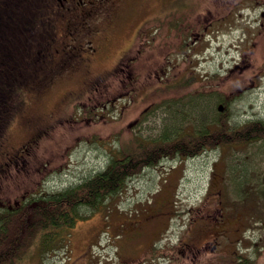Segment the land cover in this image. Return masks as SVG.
Returning a JSON list of instances; mask_svg holds the SVG:
<instances>
[{
  "label": "rangeland",
  "instance_id": "obj_1",
  "mask_svg": "<svg viewBox=\"0 0 264 264\" xmlns=\"http://www.w3.org/2000/svg\"><path fill=\"white\" fill-rule=\"evenodd\" d=\"M213 2L132 0L120 23L107 32L108 40H98L101 47L93 60H78L76 67H68L66 73L25 98L24 110L5 131L6 147L13 151L33 134H42L27 153V175L15 176L8 169L0 178V204H13L18 188L29 181L32 167L33 184L39 180L40 189L54 191L102 169L112 149L130 142L133 134L156 137L171 125L169 131L173 126L192 130L217 116L224 124L246 127L257 118L264 120V32H258L254 23L259 5L249 1L214 20L209 16L215 13L213 9L206 13ZM169 12L175 15L165 16ZM168 22L174 24L171 29ZM141 23L157 29L133 60ZM175 27L177 34L191 32L183 46L178 39L184 34L176 39ZM120 56L127 64L123 67L133 72L131 86L126 88L127 72L93 84ZM182 78L194 80L184 89L186 94L201 97L213 91L225 99L227 109L217 114L216 101L204 97L193 114L189 97L172 102L169 94L154 90ZM263 141L220 143L196 154L163 157L77 220L70 228L67 248L39 261L34 245L15 264H171L172 258L176 260L172 264H206L211 255L202 253L205 250L192 262L170 248L186 235L187 226L196 236L213 217L220 228L222 218L230 221L224 230L216 228L206 234L217 235L223 244L227 237L243 239L252 249L244 254L260 255L264 264ZM41 161L46 167L40 170ZM198 239H192L196 247ZM254 241L258 243L253 246ZM151 242L154 247L148 251Z\"/></svg>",
  "mask_w": 264,
  "mask_h": 264
},
{
  "label": "trees",
  "instance_id": "obj_2",
  "mask_svg": "<svg viewBox=\"0 0 264 264\" xmlns=\"http://www.w3.org/2000/svg\"><path fill=\"white\" fill-rule=\"evenodd\" d=\"M249 1L253 0H215L212 6L206 7L208 8L206 13L209 15L210 9H213L215 13L209 16L214 20L221 16L225 17V14L227 17L231 7L248 4ZM257 1L259 0H256V3ZM16 3L17 12L12 15V19L14 23L16 20L18 21L19 32L24 39L33 34L38 43L42 41L46 33H49L51 48L46 50L33 42L31 47L27 43H23L24 60H12L11 46L0 42L2 50L8 52V54L4 53L3 60H0L2 63V67H0V178L6 175L5 172L8 169H12L15 176L20 173L27 175L25 172L29 171L27 153L30 148L34 149V145L42 134L41 131L36 133L38 134L37 137L36 134H33L24 141L22 147L20 146L13 151L6 147L5 131L12 120H16L24 110L25 98L32 95L33 91L53 82V79H56L59 74L66 73L68 67L71 69L78 64V60H46L45 58L46 54L48 56L53 54L52 45L55 42L53 0H16ZM211 21L209 22L211 23ZM168 23L170 26L167 28L171 29L174 24ZM177 30L175 27L176 39L184 34L181 36L183 39H178L183 46L190 37L187 33L191 34V32L177 34ZM186 36L188 37L185 38ZM30 51L33 52L34 60H27V54ZM125 63L119 60L111 70L96 78L93 84L96 85L106 77H116L120 72H127L129 81L126 88H128L131 86L134 76L132 71L126 70L129 66L123 67V65H127ZM85 81L87 82V79ZM184 81L185 78H182L177 84L166 83L157 86L154 90L169 94L172 98L168 99H172V102L189 97L188 100L192 101L191 112L193 114L198 107L200 108L204 97L208 101H216L217 114L220 115L227 109L225 99L222 96H218V98L213 91L207 95H199L201 97H193V94L190 93L186 94L184 89L187 90L191 87L194 80ZM179 90L178 95H175L174 92ZM178 97L180 98L175 100ZM219 105H222V111L218 110ZM255 120L252 125L246 127L242 124L231 125L228 122L224 124L223 119L217 116L202 127L194 128L193 126L192 130H179L173 126L172 130L169 131L171 125L168 131L156 137H140L133 134L130 142L124 141L120 143L118 148L112 149V153L102 169L82 177L77 182L69 183L50 192L43 190V186L40 189L41 182L39 183V180L35 185L33 184L31 180L32 167L29 181L24 182L18 188L17 193L19 195L13 204L7 205L3 201L0 204V264H15L25 257L32 248L31 246L34 245L39 261L40 257L48 253L56 254L63 248H67L70 228L74 226L77 220L87 217L92 211L103 205V201L121 191L131 177L138 175L141 170L155 164L163 157H171L177 154L182 156L196 154L220 143L234 145L239 142L249 143L264 139V120L260 118ZM42 167H46V164H42L41 161L40 170ZM40 170L39 173H41ZM34 174L36 175L35 170ZM21 182H18L15 187ZM84 210H88V212ZM153 247L152 245L151 249ZM170 250L174 252L176 247L172 246ZM177 250L181 251L183 256L182 249ZM202 253H195V255ZM259 256L256 254L255 257L244 258L243 264H261ZM194 257L192 262H196ZM174 261L176 260L170 259L171 264ZM205 263L223 264L224 262L211 256L205 260Z\"/></svg>",
  "mask_w": 264,
  "mask_h": 264
},
{
  "label": "flooded vegetation",
  "instance_id": "obj_3",
  "mask_svg": "<svg viewBox=\"0 0 264 264\" xmlns=\"http://www.w3.org/2000/svg\"><path fill=\"white\" fill-rule=\"evenodd\" d=\"M53 1L54 9L52 11H55V42L52 45L53 54L50 56L46 54V60H93L94 56L97 54V50L101 47L98 40H108L107 32L113 30L115 25L120 23L123 15L122 12L128 10L132 0ZM257 4L259 5V9L256 13V22H254L255 28H257L258 32H264V0L257 1ZM161 10L162 8L160 11ZM16 12V0H0V42L11 46L10 55L12 56V60H24L23 43H27V45L31 47L33 46V42L36 43L37 46H42L43 49H50L49 33H46L42 41L38 43L33 34L28 35L27 39H24L23 35L19 32L18 21L16 20V23H14L12 19V15ZM141 25L142 23L138 26L139 48L137 49L136 57H132L133 60L138 57L140 47L145 43L147 36L150 34L148 33V28L150 32L157 29L156 26L154 29H151L147 25ZM4 53L8 54L7 51L4 52L2 50V45H0V60H3L2 56ZM121 57L122 56H120L118 60H120ZM132 59L127 58V60ZM27 60H34L32 51L27 54ZM0 67H2V63H0ZM208 215H210V213H208ZM216 219V217H213L212 223L207 225V228L202 227L196 236L193 235V229L187 226L186 235L179 237L172 246H175L176 250L182 249L183 256H188L191 260L195 253H201L205 250V253H209V255L222 262L228 261L227 264H243L244 258H250V256L244 254V251H252L250 246L247 245L243 239L234 240L227 237L223 244L217 241V235L205 233L207 230L214 231L216 228L218 231H222L225 229L227 221H230L229 218H222V226L220 228L215 226V224H217ZM238 227L240 228V226ZM196 237L199 238L198 241H200L197 247L192 240ZM251 243L254 246L258 241ZM152 245V242L149 243L148 249H151ZM208 248L209 250H207Z\"/></svg>",
  "mask_w": 264,
  "mask_h": 264
},
{
  "label": "water",
  "instance_id": "obj_4",
  "mask_svg": "<svg viewBox=\"0 0 264 264\" xmlns=\"http://www.w3.org/2000/svg\"><path fill=\"white\" fill-rule=\"evenodd\" d=\"M218 110H220V111L222 110V106L221 105L218 106Z\"/></svg>",
  "mask_w": 264,
  "mask_h": 264
},
{
  "label": "bare ground",
  "instance_id": "obj_5",
  "mask_svg": "<svg viewBox=\"0 0 264 264\" xmlns=\"http://www.w3.org/2000/svg\"><path fill=\"white\" fill-rule=\"evenodd\" d=\"M218 105V104H217ZM223 105V104H222ZM227 114V113H226ZM264 142V141H263Z\"/></svg>",
  "mask_w": 264,
  "mask_h": 264
}]
</instances>
